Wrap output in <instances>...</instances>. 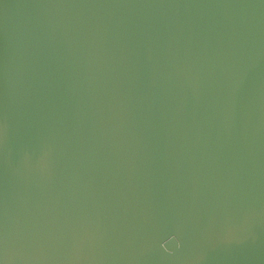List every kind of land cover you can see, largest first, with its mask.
<instances>
[{"label": "water", "instance_id": "obj_1", "mask_svg": "<svg viewBox=\"0 0 264 264\" xmlns=\"http://www.w3.org/2000/svg\"><path fill=\"white\" fill-rule=\"evenodd\" d=\"M0 264H264V0H0Z\"/></svg>", "mask_w": 264, "mask_h": 264}]
</instances>
